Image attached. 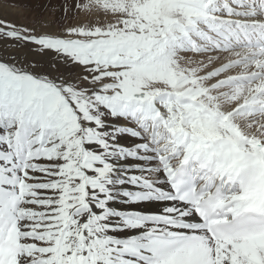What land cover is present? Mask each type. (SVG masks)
Listing matches in <instances>:
<instances>
[{
    "label": "snow or ice",
    "instance_id": "snow-or-ice-1",
    "mask_svg": "<svg viewBox=\"0 0 264 264\" xmlns=\"http://www.w3.org/2000/svg\"><path fill=\"white\" fill-rule=\"evenodd\" d=\"M13 6L0 264H264V0Z\"/></svg>",
    "mask_w": 264,
    "mask_h": 264
},
{
    "label": "rangeland",
    "instance_id": "rangeland-1",
    "mask_svg": "<svg viewBox=\"0 0 264 264\" xmlns=\"http://www.w3.org/2000/svg\"><path fill=\"white\" fill-rule=\"evenodd\" d=\"M0 1H1V3L6 2V3H3L5 5L10 4L12 6L13 5H22L26 2V0H20V1L19 0H13V1L12 0H9V1L8 0L7 1L6 0H0ZM41 1H42L41 3L46 2V0H41ZM52 2L55 4H59L60 2H62V0H52ZM1 3H0V17L8 19V20H12L13 22L18 23V24H29V25L33 24V22L36 18V14L41 11L38 9L35 11H28L24 7H21V6H13L14 8H12L10 5H8L10 8L7 9V8H4L3 5H1ZM22 11H23V13H22ZM17 13H18V15H17ZM20 13H22V14L28 13L27 15H29L30 17L28 16L27 18L23 19L20 17V15H21ZM43 18L44 19H51V17L48 16L47 14L46 15L44 14Z\"/></svg>",
    "mask_w": 264,
    "mask_h": 264
},
{
    "label": "bare ground",
    "instance_id": "bare-ground-1",
    "mask_svg": "<svg viewBox=\"0 0 264 264\" xmlns=\"http://www.w3.org/2000/svg\"><path fill=\"white\" fill-rule=\"evenodd\" d=\"M6 1H7V0H6ZM8 1H9V0H8ZM12 1H13V0H12ZM19 1H20V0H19ZM2 2H3V1H2ZM41 2H42V1H41ZM0 3H1V1H0ZM3 3H6V2H3ZM3 3H1V5H3L4 8H7V9L10 8V7L8 6V5H10V4L7 3L8 5H5V4H3ZM11 4H12V3H11ZM10 6H11L12 8H14L12 5H10ZM20 10H21V9H20ZM38 10H39V9H38ZM11 11H12V10H11ZM25 11H26V10H25ZM22 13H23V11H22ZM22 13H20L21 15H20V14H19V15H20V17L23 18V19H25V18H27V17L29 16V15H27L28 13H25V14H22ZM17 15H18V13H17ZM34 15H35V14H34ZM45 15H46V14H45ZM29 17H30V16H29Z\"/></svg>",
    "mask_w": 264,
    "mask_h": 264
}]
</instances>
